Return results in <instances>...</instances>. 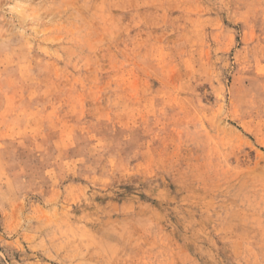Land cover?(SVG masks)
Returning a JSON list of instances; mask_svg holds the SVG:
<instances>
[{"label": "rangeland", "instance_id": "rangeland-1", "mask_svg": "<svg viewBox=\"0 0 264 264\" xmlns=\"http://www.w3.org/2000/svg\"><path fill=\"white\" fill-rule=\"evenodd\" d=\"M0 264H264V0H0Z\"/></svg>", "mask_w": 264, "mask_h": 264}]
</instances>
